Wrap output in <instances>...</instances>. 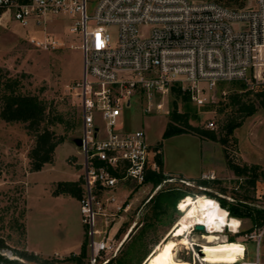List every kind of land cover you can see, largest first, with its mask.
<instances>
[{
  "label": "built area",
  "instance_id": "built-area-1",
  "mask_svg": "<svg viewBox=\"0 0 264 264\" xmlns=\"http://www.w3.org/2000/svg\"><path fill=\"white\" fill-rule=\"evenodd\" d=\"M67 15L83 53L82 77L72 86L82 106L81 221L90 263L104 264L126 240V234L116 239L130 209L120 188L142 185L149 172L160 170L161 150L144 128L126 127L124 110L143 99L145 113L162 111L174 86L204 105L220 82L250 78L253 86L264 85V0L240 8L211 0H98L92 13L89 0H0V29L14 21L30 29L28 41L42 50L67 45L49 28L53 18ZM110 26L118 27L115 43ZM207 127L217 128L213 121ZM240 228L224 231L238 234ZM246 238L255 244L256 259H246L248 246L240 242L244 254L236 264H264V226ZM193 242L192 249L203 248Z\"/></svg>",
  "mask_w": 264,
  "mask_h": 264
},
{
  "label": "rangeland",
  "instance_id": "rangeland-1",
  "mask_svg": "<svg viewBox=\"0 0 264 264\" xmlns=\"http://www.w3.org/2000/svg\"><path fill=\"white\" fill-rule=\"evenodd\" d=\"M211 1L225 5L220 0ZM97 2L98 0H89V13L93 12ZM254 2L255 0H244V7ZM228 7L240 8L238 5ZM72 23V18L68 15L51 20L50 30L67 41L66 46L53 50L35 47L28 41L30 29L14 21L0 29V76L19 77L23 92L45 98L62 116V122L52 126V129L66 138L65 142L56 148L53 164L45 165L42 171L32 172L29 152L35 145V136L28 131L27 123L7 122L0 117V237L6 240L8 246L0 250V254L5 258L16 259L22 264H71L69 258L73 253L54 254V250H61V246L66 244L75 250V242L79 239H83L84 243L87 241V256L83 259V264H91L86 227L81 221L77 198H70L72 196L67 194L60 195L68 198L53 195L59 181H79L82 175L83 154L80 146L75 143V139L81 134L82 106L81 98L72 86L82 77L83 53L75 46L80 44V39L70 31ZM109 32L112 42L115 43L118 27L110 26ZM31 33L37 32L31 30ZM253 88L250 78L249 81L220 82L213 92L207 93L208 100L204 105H198L189 91L187 92L190 97L186 100L176 98V93L170 92L164 98L162 111L145 113L143 99L132 100L131 106L124 110L126 126L132 129L144 128L148 141L154 145L158 141L165 142L162 131L174 109V101H177L179 112L189 113L192 125L210 129L207 127L208 123L215 122L217 139L205 140H212L217 144L222 169L215 175L203 177V180L211 182L207 187L200 186L197 182L182 181L178 177H174L172 182H163L158 186L147 182L142 185L127 183L121 187L120 195L126 199V204H130V209L122 220L121 229L126 227V231L120 230L116 239L127 235L128 230L137 222L141 223L134 227L135 230L133 228V233L130 232L132 235L126 239L118 252L120 256L135 251L144 221L151 224L146 226L148 231L139 256L151 249L153 252L155 242L161 243L164 239L172 237V231L183 215L180 207L186 196L177 200L175 205L165 207V212L155 215V204L148 201L160 190L166 191L178 186L183 191L187 190L192 197L209 196L219 202V199L225 200L232 208L248 205L264 209V109L258 107L255 113L243 116L242 113H237V108L231 101L234 94L249 92ZM249 98L253 100L254 94L244 97ZM232 119H242V125L229 133L224 126ZM251 165L258 166L256 175L253 170L238 173L245 166ZM65 173L70 175L66 176ZM254 177L256 182L252 184ZM240 220L241 232H249L253 227L252 220L249 217ZM206 235V231L197 230L192 232L190 237L203 245L207 243L204 238ZM231 238L240 245L241 254L244 253V246L240 242H245L248 246L247 260L256 259L255 244L246 238V233L234 236L225 229L220 238L211 243L220 242L218 247H238L229 242ZM28 241L32 245H41L45 253L53 255L38 254L37 261L20 257L16 253L18 250L33 252L29 249ZM80 252L81 250L74 254ZM192 254L194 255V251L191 247L180 245L177 249L179 260L194 262ZM109 255L104 254V257H110ZM132 261L136 262L137 258ZM261 261L264 263V241L261 247Z\"/></svg>",
  "mask_w": 264,
  "mask_h": 264
},
{
  "label": "trees",
  "instance_id": "trees-1",
  "mask_svg": "<svg viewBox=\"0 0 264 264\" xmlns=\"http://www.w3.org/2000/svg\"><path fill=\"white\" fill-rule=\"evenodd\" d=\"M225 3L226 6L238 5V7L244 6V0H220ZM172 92L176 93V98L188 99L190 97L187 91L182 90L180 86H174ZM244 93V94H242ZM254 94L255 98L251 100L244 99V97ZM183 95V96H182ZM232 104L237 108V113H242L243 116L251 115L256 112L258 107L264 109V85H255L249 92L236 93L232 96ZM0 117L7 122H24L27 123L28 131L35 136V145L29 152L30 158V171L37 172L41 171L46 164L53 163L55 161L56 148L65 142V136L58 135L52 126H56L58 123L62 122V116L60 113L54 110L49 104V102L42 98L41 96L29 92L22 91V81L19 77L0 76ZM242 125L241 120H229L225 124L224 128L227 129L229 133ZM192 132L201 138H209L212 140L217 139V132L213 129H207L200 126H194L190 123V115L188 112H179L177 101H174V109L171 111L169 120L167 122L165 131L163 133V138H168L173 135ZM162 142L157 144V148L161 150V153L157 156V161L160 166L159 171L149 172L147 175L145 183H153L155 186L161 185L163 182L169 181V178L175 176L167 175L164 172V158L162 153ZM257 165L245 166L242 171L238 172L242 174L249 170H253L256 175ZM182 181H186L181 177H178ZM200 186L207 187L208 182L205 180H195ZM255 177L251 180L252 184H255ZM82 181H59L57 188L54 190L53 195L57 196L60 194H67L74 198L80 199L82 196ZM182 191V192H180ZM189 195L187 190H182L180 187H171L166 191L160 190L148 201V203L153 202L156 207L153 213L158 215L165 212V207L169 205H175V202L182 197ZM222 207L229 210L231 216L242 219L249 217L252 220L253 227L249 232L255 228H262L264 226V209L255 208L248 205H243L242 208H232L227 204L225 200L219 199ZM153 214V215H154ZM149 218V217H147ZM141 222L135 224V228ZM151 222L144 221L141 226V236L139 239V244L136 245L135 251H129L126 255L116 256L110 258L107 263L104 264H143L147 258L152 253V249L141 253L143 241L146 237V226L150 225ZM134 228V230H135ZM126 227L121 229V232L126 231ZM133 230V231H134ZM132 231V233H133ZM129 234L127 240L132 235ZM241 233L234 234V236H239ZM126 241V240H125ZM160 241L155 242L154 246H157ZM230 243H234L235 239L231 238ZM7 243L3 237H0V250L6 249ZM122 251V250H121ZM20 257L27 259L29 261H37L39 259L38 254L35 252H30L28 250H18L16 252ZM87 256V241L82 244L80 254H71L69 260L72 261L71 264H83V259ZM137 258L136 262L132 259ZM1 264H22L16 259L5 258L0 254ZM102 264V263H101Z\"/></svg>",
  "mask_w": 264,
  "mask_h": 264
},
{
  "label": "bare ground",
  "instance_id": "bare-ground-1",
  "mask_svg": "<svg viewBox=\"0 0 264 264\" xmlns=\"http://www.w3.org/2000/svg\"><path fill=\"white\" fill-rule=\"evenodd\" d=\"M180 208L183 215L178 220L177 225L175 224L172 237L166 238L158 244L143 264H198L197 250L194 248L196 261H182L177 257V249L180 245H187L186 247L190 248L191 244H194L193 240L195 239H191L190 232L191 228L197 224L204 225L208 233L204 237L207 243L201 245L206 251V254L200 258L203 264L238 263L239 256L244 253L241 254V247L237 242L234 243L238 247L229 245L218 247L220 242H211L220 238L218 232H223L224 227L228 226L231 232H238L241 226L239 218L232 217L228 209L222 207L217 199L209 196L192 197L188 195L182 200ZM128 236L126 235V239ZM235 257H237L236 260Z\"/></svg>",
  "mask_w": 264,
  "mask_h": 264
},
{
  "label": "crops",
  "instance_id": "crops-1",
  "mask_svg": "<svg viewBox=\"0 0 264 264\" xmlns=\"http://www.w3.org/2000/svg\"><path fill=\"white\" fill-rule=\"evenodd\" d=\"M124 121L126 125L127 122L126 117L124 118ZM166 125H167V120L164 125V129L162 131V137ZM128 129L134 130L130 127ZM164 141L165 142L158 141L157 144L161 142L163 144L162 153L164 158V172L167 175L181 177L186 181L195 182V180H203V177L209 174L215 175L217 172L221 171L222 165H221V161H219L220 154L218 153L216 148L217 144L215 145V142H213L212 140H205L201 138V136L195 133L186 132V133L173 135L168 138H164ZM204 149L206 150V157H204ZM49 164H53V163H49ZM255 164H260V163L255 162ZM64 175L67 176L70 174L65 173ZM207 182H208L207 186H209L211 182L210 181ZM56 197L68 198V196L65 195H57ZM70 198L76 199L74 197H70ZM76 201L79 205V201L77 199ZM82 244H83V239H79L75 242V247H76L75 250H72L69 244H66L61 246V250L55 249L54 254L77 253L81 250ZM28 246L29 249L35 252L36 254L53 255L52 253L51 254L45 253L41 245H32L28 241Z\"/></svg>",
  "mask_w": 264,
  "mask_h": 264
},
{
  "label": "water",
  "instance_id": "water-1",
  "mask_svg": "<svg viewBox=\"0 0 264 264\" xmlns=\"http://www.w3.org/2000/svg\"><path fill=\"white\" fill-rule=\"evenodd\" d=\"M75 143L78 145V146H80L81 145V139L78 137V138H76L75 139ZM195 228L197 229V230H199V231H205V226L204 225H202V224H197L196 226H195ZM130 233V232H129ZM129 233L127 234V236L129 235ZM197 253H198V255L200 256V257H203L205 254H206V251L203 249V248H198L197 249Z\"/></svg>",
  "mask_w": 264,
  "mask_h": 264
}]
</instances>
